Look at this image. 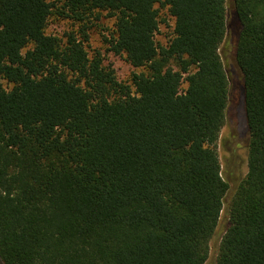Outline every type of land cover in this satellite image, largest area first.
<instances>
[{"label":"trees","instance_id":"trees-1","mask_svg":"<svg viewBox=\"0 0 264 264\" xmlns=\"http://www.w3.org/2000/svg\"><path fill=\"white\" fill-rule=\"evenodd\" d=\"M173 19L165 44L155 39ZM114 18L109 49L88 29ZM247 172L214 264H264V0H232ZM52 18L78 28L47 32ZM227 0H0L3 264H204L230 189L217 141Z\"/></svg>","mask_w":264,"mask_h":264},{"label":"rangeland","instance_id":"rangeland-1","mask_svg":"<svg viewBox=\"0 0 264 264\" xmlns=\"http://www.w3.org/2000/svg\"><path fill=\"white\" fill-rule=\"evenodd\" d=\"M228 8V31L219 45V54L229 80V101L226 108L225 122L220 130L217 141V153L221 163L223 177L229 182L230 189L225 197V204L217 228L209 242L208 258L204 264H214L218 244L221 236L229 225L226 215V205L232 189L242 180L247 172V145L248 129L243 109L242 98V73L236 63L234 56V41L238 24L232 18V0H227ZM161 18L165 22L159 25L155 39L160 44H165L171 35L173 19L166 9H162ZM114 18L103 12L99 18L93 19L88 29L89 41L87 51L92 54L99 51L105 64H111L115 69L120 81H129L134 69L125 59L123 54L113 53L109 49V39L113 32ZM78 25L67 19L52 18L47 26V32L63 35L65 32L75 31ZM0 264H3L0 259Z\"/></svg>","mask_w":264,"mask_h":264}]
</instances>
